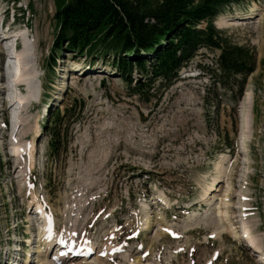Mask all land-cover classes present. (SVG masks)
<instances>
[{"label":"rangeland","instance_id":"obj_1","mask_svg":"<svg viewBox=\"0 0 264 264\" xmlns=\"http://www.w3.org/2000/svg\"><path fill=\"white\" fill-rule=\"evenodd\" d=\"M20 3L9 34L22 44L16 60L27 84L4 90L12 108L0 99V254L19 244V264H39L32 250L51 232L96 246L89 259L64 264H259L241 242L237 219L242 213L264 253V0L234 4L214 20L232 43L255 54L241 94L236 83L213 82L218 51L203 48L169 86H148L137 70L129 86L111 57L54 53L55 0ZM139 84L143 93H133ZM46 107L70 115L58 156L50 155L42 131ZM242 137L247 149L238 148ZM28 250L34 256L23 263Z\"/></svg>","mask_w":264,"mask_h":264},{"label":"trees","instance_id":"obj_2","mask_svg":"<svg viewBox=\"0 0 264 264\" xmlns=\"http://www.w3.org/2000/svg\"><path fill=\"white\" fill-rule=\"evenodd\" d=\"M245 1L251 0H55L58 33L53 50L111 57L107 62L129 86L133 70L148 77V86L156 80L169 86L200 49L217 50L218 78L213 82L230 88L236 83L241 94L256 65L255 54L248 46L232 43L213 22L224 9ZM142 86L131 90L142 94ZM59 111L48 113L42 123L52 156L61 152L62 127L70 116L67 109Z\"/></svg>","mask_w":264,"mask_h":264},{"label":"bare ground","instance_id":"obj_3","mask_svg":"<svg viewBox=\"0 0 264 264\" xmlns=\"http://www.w3.org/2000/svg\"><path fill=\"white\" fill-rule=\"evenodd\" d=\"M253 14V13H252ZM239 17H241V18H243L242 16H239ZM252 16H247V18H251ZM29 26V25H28ZM28 26H26L25 25V27H27L29 30V32L31 31V28H30V26L28 27ZM12 38V35H10V34H8V31L7 30H5V29H0V56H3V55H5L6 54V50H4L5 49V46L3 45H1V43H3V42H5V43H8V41L10 40ZM32 40V39H31ZM6 56V55H5ZM76 68H74V70H75ZM12 78L15 80V78H16V83L19 85V86H25L27 83L26 82H24L23 80L24 79H22L21 78V69L20 68H17L16 69V72H13L12 73ZM28 82V81H27ZM3 88V89H2ZM2 89V90H1ZM4 90V87H0V91H3ZM248 94H246L245 96H244V98H242V101H241V106H242V108H240L241 110H240V114H239V118H241V120H240V128H242V127H244V123H245V121H246V119H245V103H247L248 101H249V99H248V101L246 100V97H248L247 96ZM5 102V101H4ZM6 103V102H5ZM7 105H8V108H12L13 107V104H14V102L13 101H11V103H6ZM240 141H243V142H240ZM238 142H240V143H238V147H240V149L242 148V146L243 145H245V144H247V140L245 139V138H241V139H239V141ZM36 143H35V141L33 140L32 141V143L30 144V151H31V149H32V147L33 148H35V145ZM32 152V151H31ZM17 155V154H16ZM12 156H13V154H12ZM16 167H18V164H17V166ZM217 185H218V183L217 184H215V182L212 184V187H210V189L209 190H211V191H215V189H217ZM210 195H211V193H208V195L206 196V199H208L209 197H210ZM205 199V198H204ZM203 199V200H204ZM209 202V201H208ZM37 203V202H36ZM38 204V203H37ZM39 207H40V213L41 214H45L44 213V208L42 207V206H40V205H38ZM241 208V207H240ZM219 216H220V218L222 219V220H228V218H229V213L228 212H226V211H222V212H220V214H219ZM239 216V215H238ZM146 223H147V226L149 227V225L150 224H152L153 225V223L151 222V220H148V221H146ZM237 223H238V225H237V229H238V231L239 232H244V236L245 237H243V239H242V243H244L245 245H247L250 249H252V251L255 253H257V254H259L260 256L258 257V258H256L257 259V262L259 263V264H264V253H263V251H262V249H261V247H260V243L258 242V241H256L254 238H253V236H251L250 235V233H248L247 231H250V229H248V223H247V221H246V219L245 218H243V216H242V213H240V218H238L237 219ZM241 226H243V229L241 228ZM248 229V230H247ZM50 237V238H49ZM52 241H54L53 240V237L50 235V234H47V233H45V235L40 239V241H39V244L41 245V244H45V248L43 249V247L42 246H40V245H38L37 246V251H34L33 252V254H37V257H40V259L38 260L40 263L39 264H55V263H59V261L57 260V258H56V260L55 259H51V261L47 258V257H45L46 256V253L50 250V245H51V243H52ZM61 241H62V239H61ZM33 242H35V241H33ZM33 242L31 243V244H33ZM62 243V242H61ZM34 245V244H33ZM82 246V245H81ZM91 247V250H93V247L92 246H90ZM20 249V248H19ZM120 249V248H119ZM52 250V249H51ZM33 251V250H32ZM89 252H91V251H89ZM28 253L30 254V250L28 251ZM76 253V252H75ZM44 255V256H43ZM34 255H32V257H33ZM62 256H63V261H65L66 260V254L64 253V254H62ZM29 257H30V259H29ZM32 260V258H31V255H29L25 260H24V263H27V262H30ZM70 261V260H75V259H72V258H68L66 261ZM64 264V263H63ZM70 264V263H69Z\"/></svg>","mask_w":264,"mask_h":264},{"label":"snow or ice","instance_id":"obj_4","mask_svg":"<svg viewBox=\"0 0 264 264\" xmlns=\"http://www.w3.org/2000/svg\"><path fill=\"white\" fill-rule=\"evenodd\" d=\"M51 229H49V231H50ZM167 231V230H166ZM50 238V237H49ZM102 255H103V253H102Z\"/></svg>","mask_w":264,"mask_h":264}]
</instances>
